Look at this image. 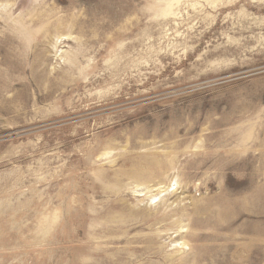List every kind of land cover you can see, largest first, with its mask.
I'll list each match as a JSON object with an SVG mask.
<instances>
[{
    "label": "rangeland",
    "instance_id": "obj_1",
    "mask_svg": "<svg viewBox=\"0 0 264 264\" xmlns=\"http://www.w3.org/2000/svg\"><path fill=\"white\" fill-rule=\"evenodd\" d=\"M0 264H264V0H0Z\"/></svg>",
    "mask_w": 264,
    "mask_h": 264
},
{
    "label": "bare ground",
    "instance_id": "obj_2",
    "mask_svg": "<svg viewBox=\"0 0 264 264\" xmlns=\"http://www.w3.org/2000/svg\"><path fill=\"white\" fill-rule=\"evenodd\" d=\"M155 198H156V195H153V196L150 197V199H152V200L155 199Z\"/></svg>",
    "mask_w": 264,
    "mask_h": 264
}]
</instances>
